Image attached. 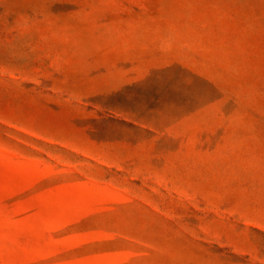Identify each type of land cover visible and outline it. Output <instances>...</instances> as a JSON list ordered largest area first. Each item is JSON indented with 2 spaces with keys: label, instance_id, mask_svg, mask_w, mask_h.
Here are the masks:
<instances>
[{
  "label": "rangeland",
  "instance_id": "obj_1",
  "mask_svg": "<svg viewBox=\"0 0 264 264\" xmlns=\"http://www.w3.org/2000/svg\"><path fill=\"white\" fill-rule=\"evenodd\" d=\"M0 264H264V0H0Z\"/></svg>",
  "mask_w": 264,
  "mask_h": 264
}]
</instances>
